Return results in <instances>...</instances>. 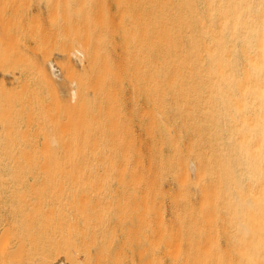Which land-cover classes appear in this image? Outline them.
<instances>
[{"label":"bare ground","instance_id":"1","mask_svg":"<svg viewBox=\"0 0 264 264\" xmlns=\"http://www.w3.org/2000/svg\"><path fill=\"white\" fill-rule=\"evenodd\" d=\"M0 264H264V0H0Z\"/></svg>","mask_w":264,"mask_h":264}]
</instances>
